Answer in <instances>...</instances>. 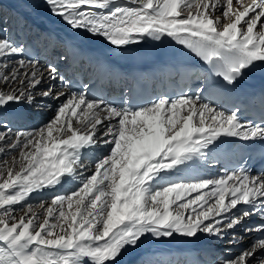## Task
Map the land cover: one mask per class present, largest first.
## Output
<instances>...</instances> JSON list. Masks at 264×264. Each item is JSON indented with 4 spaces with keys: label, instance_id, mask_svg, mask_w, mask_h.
<instances>
[{
    "label": "snow or ice",
    "instance_id": "obj_1",
    "mask_svg": "<svg viewBox=\"0 0 264 264\" xmlns=\"http://www.w3.org/2000/svg\"><path fill=\"white\" fill-rule=\"evenodd\" d=\"M45 3L76 32L117 48L171 38L206 67L191 95L158 97L136 109L53 86L38 100L39 61L23 58L22 45L0 37V154L17 153L0 162V264H122L123 254L148 235L204 234L238 246L244 237L237 228L254 215L264 221V174L240 167L215 179L172 177L206 166L233 141L264 143V120L246 123L238 108L205 102L264 71V0ZM48 78L67 84L55 67ZM61 97L47 123L13 132L14 106L42 108L43 98ZM65 186L39 210L27 203ZM16 205H22L18 216ZM242 231L260 236L213 264H264V222Z\"/></svg>",
    "mask_w": 264,
    "mask_h": 264
},
{
    "label": "bare ground",
    "instance_id": "obj_2",
    "mask_svg": "<svg viewBox=\"0 0 264 264\" xmlns=\"http://www.w3.org/2000/svg\"><path fill=\"white\" fill-rule=\"evenodd\" d=\"M38 1L0 0V11L4 17V26L0 27V37L8 38L14 43L21 40L20 45L23 47L26 46L27 42H30L31 45L38 46L40 56L37 61H39L40 70L42 67L41 59L48 60L51 63L59 57L56 65H52L51 67L57 69L58 76H62L67 84H61L59 80L51 81L48 78V69L47 71L41 70L44 73V78L35 90L38 100H41L38 93L49 86H53L55 91H64L66 94H71L67 88L68 79L66 70L64 69L66 62L71 57L81 55V59L87 64V71L90 67H93L95 75L101 73L104 68H109L118 74L113 76L119 77L121 80H126L124 76L128 72H131L136 65V57L128 53L130 51L139 53L147 46H150V38H145L141 43L117 48L116 46L110 45L103 38L89 37L87 33L76 32L59 16L40 9L37 6ZM19 58L14 57L13 60ZM63 99L64 97L60 98V100ZM54 100L52 98H43L42 103L46 107L42 108H38L35 105L14 106L16 115L15 118L11 119L12 129L14 128V124L19 123L18 121L21 119L23 121L31 119L36 111L41 113V109L43 108H49L50 110L54 107L52 105ZM223 148L230 147L226 145L221 149ZM4 156L5 154H0V159H2L0 162L6 158H3ZM226 173L228 172L222 171L211 159L207 162L206 166L181 173L179 177L174 176L172 179H215L224 176ZM253 176L257 175L254 174ZM66 191L67 186L64 188L57 187L54 195L64 194ZM20 214L18 212L16 215L18 216ZM262 222L264 221L259 216L254 215L245 221L244 225L237 228L236 232L244 237L238 246L229 245L226 241H218L204 234H198V238H186L174 234L171 238L159 239L148 235L138 248L134 250L130 249L123 254L122 264H186V262L192 260H198L201 264H213L221 256L232 255L238 253L243 248L251 246L260 234L256 232L243 233L242 229L246 226L254 227Z\"/></svg>",
    "mask_w": 264,
    "mask_h": 264
},
{
    "label": "rangeland",
    "instance_id": "obj_3",
    "mask_svg": "<svg viewBox=\"0 0 264 264\" xmlns=\"http://www.w3.org/2000/svg\"><path fill=\"white\" fill-rule=\"evenodd\" d=\"M37 6L44 10V11H48L50 12L49 10V6L45 3V0H39L37 2ZM51 13V12H50ZM52 14V13H51ZM217 15H219V11L216 13ZM56 16V15H55ZM2 19V20H1ZM4 17L2 16L1 14V11H0V27L1 26H4ZM20 42L21 40H18L15 44L17 45H20ZM59 57H57L53 62L50 63V61L48 60H44V59H41V63H42V67H41V70H44V71H47V69H49V67H51L52 65L55 66L57 61H59L58 59ZM54 63V64H53ZM62 100H57L55 102V100L53 101L52 105H54V107H52L50 110L49 108H43L41 109L42 112H35L31 119H29L28 121H23V119H21L20 121H18L19 123H13L14 124V128H13V132H16V131H27V130H34L36 128H39L40 126H42L43 124L47 123L50 119H52L54 117V113L56 112V108L57 106L61 103ZM46 109V110H45ZM45 111H46V114H45ZM33 112V111H32ZM34 121V122H33ZM37 121V122H35ZM17 153L15 152H11L10 154H5V156L3 158H8L7 159H10V156L11 155H16ZM5 158V159H6ZM2 160V159H0ZM91 173H87L86 175H90ZM52 191V192H51ZM56 191V188L55 190L52 189V190H46L45 192L43 193H40V194H33L30 199L27 201L28 204H31L34 208H36L37 210H39V203L41 201L43 202H49L52 198V196H54V192ZM22 207V205H16L15 208H16V214H18V212L20 213V208ZM191 240V239H190ZM189 240V241H190ZM212 264V263H211Z\"/></svg>",
    "mask_w": 264,
    "mask_h": 264
}]
</instances>
